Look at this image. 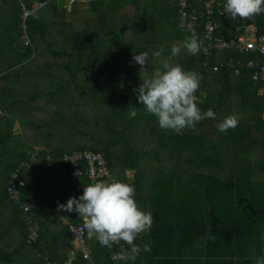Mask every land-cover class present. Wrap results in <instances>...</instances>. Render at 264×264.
Listing matches in <instances>:
<instances>
[{"label":"trees","instance_id":"obj_1","mask_svg":"<svg viewBox=\"0 0 264 264\" xmlns=\"http://www.w3.org/2000/svg\"><path fill=\"white\" fill-rule=\"evenodd\" d=\"M3 1L8 5L3 6L6 15L0 17V109L5 112V121L0 120V172L3 171L0 176L7 180L11 168L15 169L17 176L11 179L16 183V188L21 189L23 200L31 194L36 195L40 188H44L49 196L38 197L39 202L29 214L23 210L21 216L14 217L12 224L24 231L23 237L18 241L13 233L14 242L0 240V264H45L46 256L54 260L43 249L48 242L50 246L54 244L55 239V244L64 242L67 247L63 254L61 252L62 255L57 254V260L54 261L64 264L70 256L67 257L66 251H73L72 264H87L82 253L76 249L73 239L69 238L70 224L79 225L83 221L75 212L59 210L56 199L65 201L72 189L79 184H89V181L86 177L74 176L65 163L63 168L67 177L60 178L45 165L46 153L61 156L64 151H69L68 146L75 143V139H66L62 143L65 138V135H60L62 120L65 122L67 119L65 114L62 115V110H56V102L64 96L75 100L78 107L71 106V109L74 120L79 121L76 118L81 113L79 99H86L87 94L103 109L105 120L100 123V127L108 138H99L97 148H89V145L82 142L78 149L101 153L106 159L110 178L114 173V161L118 159L123 163L132 172L130 183L135 186L137 204L141 209L153 213L150 232L140 234L134 241L141 249L147 245L151 251H141L135 264H255L256 257L264 256V179L254 178L250 172H240L242 170L237 167L239 164L234 161L239 159L236 156L243 158L254 153L256 147L262 148L264 145V113L257 115L259 118L255 125L263 135L260 138L253 136L252 126L245 125L247 123L241 120L227 132L222 133L217 129V124L230 111L232 99L226 95V90L240 97L235 99L238 102L240 100L242 105L238 112L247 113V103L251 98H254L255 104L259 100L264 102V79L254 78L257 68L248 65L249 61H259L256 53L234 48L219 50L214 47L209 53L206 52L205 3L208 0H187L185 7H182L180 0H87L83 4H88L101 26L93 33L80 29L67 34L65 29L64 32L62 30L61 34H65L64 43L68 42L70 46L68 49H50L64 60H58L57 72L51 73L52 77L42 76L45 79L33 77L36 73L30 69L22 72L21 66L26 59L31 58L41 42L45 43L41 35L48 25H61L67 11L65 5L70 0ZM21 1L28 8L34 1L45 2L26 19L25 29L22 28ZM216 1L223 3V0ZM76 3L82 2L73 0L71 4ZM48 11L54 19L45 18ZM182 11L195 17L197 22L191 29L181 25ZM111 18L117 21L113 22ZM213 19L218 25L214 34L219 37H233L242 33L249 23L256 24L261 31L264 27V14L251 19H233L222 10V13L216 12ZM193 29L203 41V50L197 55H191L182 48L176 56H171V47L182 44ZM25 36L32 45L22 44L25 43ZM156 51H161L162 56L156 57ZM139 52L148 53V64L141 66L133 61V56ZM6 57L12 61L11 64L6 61ZM166 57L182 65L185 70L195 71L202 76L196 93L198 98L201 97L199 107L202 111L211 109L216 113L215 119H204L195 127L185 129V139L173 146L165 130L159 128L156 118L142 104H138L136 91L142 83L139 76L142 75V72L139 73L141 68L147 69L150 74L159 66L161 59ZM236 69L239 71L236 72ZM16 72L20 76L11 77ZM89 77H104V80H91ZM247 91L250 96L247 101H243L247 98ZM203 92L205 97H202ZM25 94L28 99L23 102L22 96ZM42 100L47 103L40 105ZM22 103L25 107H22ZM132 111L137 113L136 116L131 115ZM139 123L144 126L150 143L135 148L130 141V134ZM75 129L79 131L76 125ZM38 131L44 134L42 150L33 156L32 152L36 151L33 146L28 151L18 153L12 149L6 157L1 146ZM56 134L61 141L60 146L52 141ZM28 140L31 141V137ZM52 144L55 147H50ZM224 144L226 149L223 152L215 148ZM120 146L122 150L117 151ZM156 148L160 152L164 151L166 156L161 157ZM260 153L264 155L263 150ZM142 154L151 165H139ZM226 159L233 163L237 172L223 173L221 176L206 165L207 162L220 163ZM22 160L29 163L21 166L19 163ZM154 160L160 163L159 166L153 163ZM29 166L34 167V170H28ZM148 168L152 171L151 177L145 174ZM121 174L122 177L118 179L126 182L123 170ZM27 181H31V184L24 189L22 183L26 184ZM144 182L147 192L143 189ZM9 185V182L0 185L7 197L5 193L0 196L7 198L13 208L19 211L8 192ZM58 212L59 219L55 216L59 215ZM27 217L38 225V238L32 242L27 240L28 224L22 226V221ZM53 222L61 227L63 242L54 236L51 242L47 239ZM174 229L184 233H171ZM93 237L87 232L86 241L92 244L95 263L110 264L107 248L102 247ZM23 247L35 250L33 261L29 260L28 255H21L24 260L16 261Z\"/></svg>","mask_w":264,"mask_h":264},{"label":"clouds","instance_id":"obj_2","mask_svg":"<svg viewBox=\"0 0 264 264\" xmlns=\"http://www.w3.org/2000/svg\"><path fill=\"white\" fill-rule=\"evenodd\" d=\"M223 11L233 19H251L256 15L264 14V0H223ZM182 48L186 49L191 55H197L203 50V41L194 29L191 30L190 36L182 44H174L171 47V56H176ZM154 55L161 57L162 53L156 51ZM133 61L144 66L149 62V55L146 52H139V54L133 56ZM141 72L142 75L139 76L142 83L136 89L138 92L137 101L138 104L145 107L149 114L156 118L159 128L180 134L185 129L195 127L197 123L204 119L216 118V113L213 110L202 111L199 107V98L196 95L202 80L199 73L185 70L179 63H173L170 57L162 58L159 66L150 74L143 67L139 73ZM136 114L135 111L131 113L133 117ZM238 123L239 120L236 115H229L217 124V129L222 133L227 132L230 128H235ZM39 149L42 150L43 148L37 147L32 154L40 151ZM72 151H64L63 153ZM63 153L60 156L61 160ZM45 158L49 161L54 160L55 156L48 152L45 154ZM21 163L24 166L29 162L22 160L19 165ZM49 167L51 168V166ZM29 168L30 166L27 167L28 170ZM16 176L15 169H13L10 178ZM10 178L8 180L11 185L13 182ZM27 184L29 186L31 181H28ZM84 185L86 186L83 187L82 194L79 197H69L65 204L60 205L61 209L77 213L83 221L82 227L86 229V233L88 232L90 237L95 236L102 247L111 249L113 243L120 241L129 245L128 249H124L113 256V259L117 262L135 264L141 251H151L147 245L141 249L139 244L134 243L140 234L150 232L154 220L151 211H145L137 204L134 184L112 177ZM41 191L46 190L40 188L36 195H39ZM15 204L20 209L16 201ZM57 216L60 218V213ZM64 221V223H67V220ZM71 226L77 225L70 224L72 235ZM28 227L27 240L28 242L35 241L38 238V225L31 219V224ZM31 229L36 231L34 239H29ZM47 259L46 256L45 260L47 261ZM86 262L89 264L95 263L93 253L91 260ZM255 264H264V256L256 257Z\"/></svg>","mask_w":264,"mask_h":264},{"label":"rangeland","instance_id":"obj_3","mask_svg":"<svg viewBox=\"0 0 264 264\" xmlns=\"http://www.w3.org/2000/svg\"><path fill=\"white\" fill-rule=\"evenodd\" d=\"M72 1L73 0L67 1L68 3L65 5V7L67 8V11H66V13H64L65 14L64 20H63V22H61V25H58V26L57 25L54 26L51 24L48 25L47 30H45L44 33L41 35V37L46 40L45 43L41 42V45L39 44V46H37V48H35L34 52L32 53L31 58L29 60L26 59V61L24 62L25 64L21 66L22 72L24 70L30 69V71L33 70L36 73L33 77H42V76L52 77L50 74L57 72V70L59 69L57 66V62H58V60H61L62 57L56 56V54H53V52L50 49L51 48L68 49L70 46V44L68 42L64 43L63 36H65V34L64 33L61 34L62 30L64 32V29H65L66 30L65 33H67V34H73L74 31H77L80 29H85L88 31V33H93L97 28H99L101 26V22L97 19L96 15H94L89 10L88 4H83L87 0H75V1L82 2V3H76L74 5L71 4ZM21 4L24 5V2L21 1ZM4 5H8V4L5 1L0 0V17H4L3 15H6L5 10H4L5 8H3ZM34 5L38 6V9H39L40 5H37V4H34ZM42 6H40V7H42ZM46 11H47V9H46ZM45 18L47 20L54 19V17L51 15V13L49 11L45 15ZM111 20L113 22L117 21L116 18L115 19L111 18ZM22 23H23V20H22ZM25 25H26V21H25ZM22 28L25 29V27H23V24H22ZM57 29H59L60 31H58ZM56 32H59V33H56ZM46 42L52 43V44L48 45ZM22 44L24 45L25 43H22ZM30 44L32 45L31 42H30ZM78 44H80V43H78ZM25 45L27 46V44H25ZM25 50H27V49H25ZM4 54L6 56L7 51L4 52ZM13 60H15V59H13ZM62 60H64V59H62ZM6 61L10 64L12 63V61L8 57H6ZM19 76L20 75L18 74V72H16L11 77H19ZM44 77H42V78L45 79ZM208 77H211V76H208ZM89 79H91V80L97 79L98 81H103L104 77H89ZM33 82L35 83V81H33ZM52 84L55 85L56 83L53 82ZM22 89H24V88H22ZM233 93H234L233 91H230V93H229V91L226 90V95H228L232 99L228 116L233 115V114L236 115L238 117V120H241V121L247 123L245 125L249 124V126L250 125L252 126L251 134L253 136H256L258 138L262 137L263 135L260 132L261 131L260 128L255 126V125L257 123V118H259V117H257V115L264 113V102L262 100H259L255 104L254 98H251L247 103V107H248L247 111L248 112L247 113L246 112L239 113L238 111L240 110V107L242 105L240 103V100L238 102L235 99H239L240 97H236L235 95H233ZM246 95H247V98L244 99L243 101L248 100L250 93L247 91ZM67 97L68 96H64L65 99ZM202 97H205L204 92L202 93ZM64 98H62V100H58L59 103L57 104V107H56V110H62V112H63L62 115L65 114L66 119H67L65 122H64V119L62 120L63 122H62L61 126H63V127H61L62 131H61L60 135H65L66 139L67 138L68 139H77L79 137L80 139H82V142H85V144L89 145V148H91L93 146L97 148V145L99 144V138H103V139L108 138L107 134L104 133V130L100 127V123L105 120V119H103L105 117L104 116L105 114L103 113V109H101L102 107L98 106L99 104L96 103L93 100V98L92 99L88 98V94L86 95V99L81 97L79 99V103L81 105L80 106L81 107V113L78 117H76L77 119L79 118V121H75L71 106L72 107H78V106H76L75 100H73L72 98H71L72 99L71 103H66L65 102L66 100L63 101ZM200 99H201V97L199 98V100ZM249 103H251V104L249 105ZM252 104H253V106H252ZM84 106H87V108L85 109ZM3 110L4 109H0V117H2L0 119L1 121H5V112ZM250 111L253 113H251ZM11 116H15V114L11 115ZM80 118H81V121H80ZM141 123L143 124V122H141ZM141 123H139V125L135 129H133L131 131V134H130V141L133 144V146H135V148H138V147L142 148L144 145L150 143V139L147 138V136L145 134L144 126L141 125ZM74 125L77 126L79 131L77 129H75L76 135L75 134H69V133H74ZM80 131L82 133H80ZM183 131H185V130H183ZM183 131L180 134H177L175 132L165 130V132L168 136L167 137L168 141L170 142L171 146H173L177 142H180L182 139H185V137L187 136L186 135L187 133H183ZM30 137H31V142L28 141L29 144L41 143L42 139L44 138V134L41 131H38L36 134L31 135ZM52 141L56 142L57 143L56 145L60 146L59 143H61V141L59 140V136L57 134L54 136ZM64 142H65V140L62 143L64 144ZM77 143L78 144H71V146H68L67 148L69 149V151H72L75 148L78 149L80 147L79 145L81 143H79L78 141H77ZM24 144H25V146H28L25 141H21L20 143H18V140L16 139V141H12L9 144L3 145L1 147L3 148V151L6 153V157H7L8 154H10L12 149H13V152L21 151ZM178 146H179V144H178ZM263 146H262V148L259 146L256 147L254 153H249V154L245 155L243 158L241 156H236L239 159L234 160V161L237 164H239V165H237V167L238 168L240 167V170H242L240 172H243V171L246 173L250 172L251 176H253L254 178L264 179V155H262L260 153L261 150L264 151ZM50 147H55V144L50 145ZM215 148L218 149L220 152H223L226 149L225 144L224 145H218ZM25 150L28 151V149H25ZM121 150H122V147L120 146V148L117 151H121ZM156 151L161 157L164 158L166 156L164 151L160 152V149H157ZM35 154H33V156ZM124 158H125V156L123 157V159ZM57 160L61 162V166H62V169L64 171L63 162H62L60 156H55L54 160L46 161V164L52 167L56 163ZM145 160H147V159L145 158V155L142 154V156H140V160H139V165L141 167H147L150 164L149 162H146ZM114 163L115 164L112 167V169L114 171V173L112 172L113 177H115L116 179L122 177L121 170H123L125 172V176L127 179L126 182H130L131 178H132V172L127 170L125 165L123 163H120V161L118 159H116V161H114ZM153 163L155 165H158V166L160 164L156 160H154ZM20 165H22V163ZM206 165H209L210 168H213L212 172H214L215 174L221 175V176H223V173L226 174V173L230 172L232 174V172L233 173L237 172V170H236L237 168L234 167L232 162H228L227 159L220 161V163H216V161L210 162V163L207 162ZM7 166H8V162H7ZM205 171L210 172V170H205ZM2 172H0V175ZM52 173H54V172L52 171ZM145 174H148V176L151 177L152 171L148 168L147 170H145ZM8 182H9L8 179L5 180L4 178H1V176H0V184L3 185V184L8 183ZM143 189H144V192H147L146 182L143 183ZM3 190L4 189L0 188V194L5 193L4 196H6V192H4ZM2 201H3V203H5L8 201V199L6 198V199H3ZM18 210L19 211H16L13 208L12 203H7L5 205H1V203H0V240L2 242H4L8 237L13 235V233H15V236L17 237L18 241L20 239H22L24 231L21 230L20 228L17 229L16 226L14 229L13 224L10 222L11 218L22 215V210H20V209H18ZM28 218L29 217H27L26 220L22 221V226H24V225L26 226L27 224H28V226H30L31 219L30 218L28 219ZM69 238L73 239L72 235H69ZM93 238L95 239V237H93ZM20 244H21V241H20ZM58 245H60V244H58ZM76 247H77L76 248L77 250L80 249L79 246L76 245ZM56 248H57V246H56ZM71 252L73 253V251H71ZM72 253H70V251H66L67 257L69 255H70L69 258L72 257L73 256V255H71ZM34 254H35V250L33 248L24 247L22 249V253L18 256L16 261L24 260V259H22L21 255L22 256L28 255L29 260L33 261L32 259H33ZM19 258H21V259L19 260ZM73 258L74 257H72L71 259L73 260ZM71 259H68V263L71 261V264H72ZM86 263L89 264L88 262H86ZM14 264H16V262ZM74 264H76V262H74Z\"/></svg>","mask_w":264,"mask_h":264},{"label":"built area","instance_id":"obj_4","mask_svg":"<svg viewBox=\"0 0 264 264\" xmlns=\"http://www.w3.org/2000/svg\"><path fill=\"white\" fill-rule=\"evenodd\" d=\"M71 1V0H70ZM182 7L187 5V0H180ZM42 6L45 2H36L32 3L30 8L22 5V20H23V27H27L25 25V19L33 13L35 10L38 9V6ZM39 6V8H40ZM223 10V3L221 1L216 0H208L205 3V15L207 16V21L205 23V39L207 43L206 52L209 53L212 47L217 48L219 50H223L226 48H234L240 51H244L247 53H256L259 61L255 63L254 61H249L248 65H253L257 68L256 72L254 73V78L264 79V27L263 31H261L260 27H258L254 23L247 24L242 33H238L233 37H226L225 35L216 36L214 34V30L217 28V22L213 19V15L217 12L222 13ZM183 27L187 26L191 29L194 24L197 22L195 17L188 12L182 11L181 17ZM30 40L27 36H25V44H29ZM230 64L232 65V60L230 59ZM239 69H236L238 72ZM62 160L64 163L68 164L73 174L76 177H86L87 180L92 183L93 181L102 180L105 178H110L111 174L107 167V162L105 157L98 152H93L89 149H76L72 152H65L62 155ZM28 183V181H27ZM22 183V187L24 189L28 188V184ZM86 186L84 184H79L75 189H72L69 194V197H79L83 192V187ZM21 190V189H20ZM19 189L16 188V183H12L9 188L8 192L11 197L14 198L16 203L19 205V208L23 211H27L28 213L34 209L36 203L39 202V198L48 197V193L46 191H41L39 195H29L25 200L22 199V195ZM68 198L65 201L60 199H56L57 208L61 210L60 205L66 203ZM83 223L77 226H71V232L74 238V242L77 246L80 247L78 249L82 255L83 259L86 261H90L92 258L93 248L88 243L87 240V233L86 229L82 227ZM36 237L35 229H31L29 234V239H34ZM138 245V244H137ZM129 245L125 242L120 241L113 243L111 249L107 250L110 254V264H123L121 262H117L113 259V256L124 250L128 249ZM73 257V256H72ZM70 257L69 259H71ZM72 260V259H71ZM45 264H59L54 261H50L47 259ZM64 264H71V261L68 263V260L64 262ZM96 264V263H92Z\"/></svg>","mask_w":264,"mask_h":264},{"label":"crops","instance_id":"obj_5","mask_svg":"<svg viewBox=\"0 0 264 264\" xmlns=\"http://www.w3.org/2000/svg\"><path fill=\"white\" fill-rule=\"evenodd\" d=\"M39 90V92H40V94H42V91H41V88H39L38 89ZM19 97V96H18ZM62 98H64V97H62ZM62 98L60 99V100H62ZM22 99H23V102H25V100L26 99H28V95H23L22 96ZM64 100H66L65 102L66 103H71L72 102V99L71 98H69V97H67L66 99L64 98L63 99V101ZM41 104L40 105H44L45 103H46V100L44 101V100H42L41 102H40ZM59 102L57 101L56 102V107H57V104H58ZM69 105V104H68ZM24 106V103H22V107ZM25 107V106H24ZM23 110V109H22ZM26 112H28L27 110H26ZM69 134H75L76 135V131L74 130V133H69ZM82 136V135H81ZM30 136H28V135H25V138H21L20 139V137H18L17 139H19L18 140V143H20L21 141H25L26 142V144L28 145V146H25V144H24V146H23V148H22V150L21 151H26L25 149H30V147L31 146H33V147H35V149H37V147H42V144L43 143H45V141H43V142H41V143H31V144H29V142L28 141H30V140H28V138H29ZM53 138H54V136H53ZM27 139V140H26ZM68 139V138H67ZM53 140V139H52ZM64 140L66 141V138H64ZM69 140H72V139H69ZM77 141L79 142V143H81L82 142V139H80L79 137L77 138V139H75V143L74 144H76L77 143ZM31 142V141H30ZM54 143V142H53ZM66 146H68V144H66ZM40 150V149H39ZM14 153H18V152H14ZM51 153V152H50ZM10 155V154H9ZM15 157H13V159H14ZM9 159V158H8ZM45 165H46V160H45ZM12 166V165H11ZM47 166V165H46ZM13 167L11 168V170L9 171V175H8V179H9V177H10V175H11V173L13 172ZM29 170L30 171H33L34 170V167H30L29 168ZM49 170H52L54 173H55V176H58V178H60V177H67L66 175H65V173H64V171H63V169H62V166H61V162L60 161H56V163L51 167V168H49ZM12 177V176H11ZM1 178H4L3 176H1ZM11 179V178H10ZM0 185H2V184H0ZM3 199H6L4 196H2V197H0V203H1V205H5V204H7V203H10L9 201H7V202H5V203H3ZM56 216V218H58L59 219V217L57 216V215H55ZM13 219L14 218H11L10 219V222L11 223H14L13 222ZM65 222V221H64ZM55 227H57V229L55 228ZM13 228L15 229V226H13ZM60 226L57 224V223H55V222H53L52 224H51V230H50V235L49 236H47V239L51 242V241H53L52 240V236H54V238H57L58 240H61L62 242L64 241V238H62V236H61V230H60ZM58 232V233H57ZM171 233H184L183 231H180V230H177V229H174V230H172V231H170ZM12 236V235H11ZM8 237L4 242H8V241H13V239H12V237ZM95 237V236H94ZM14 242V241H13ZM54 244L52 243V245L50 246V244H49V242H48V244H47V247H45V249H43V251L46 253V254H51V258H53L54 260H57V254L59 253V254H61V252H62V254L64 253V250H65V248L67 247V245H64V242L63 243H60V245H58V244H55L56 242H57V240L55 239L54 241ZM56 246H57V248H56ZM55 247V248H54ZM24 248V247H23ZM53 252L55 253V255L53 254ZM72 253V252H71ZM61 254V255H62ZM48 257V256H47ZM69 259V258H68ZM67 259V260H68ZM53 260V261H54ZM66 260V261H67Z\"/></svg>","mask_w":264,"mask_h":264}]
</instances>
